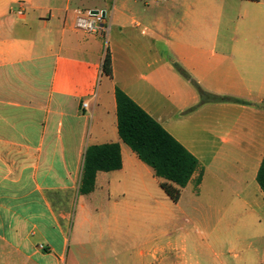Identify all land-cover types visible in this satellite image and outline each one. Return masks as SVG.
Listing matches in <instances>:
<instances>
[{"label":"crops","instance_id":"obj_1","mask_svg":"<svg viewBox=\"0 0 264 264\" xmlns=\"http://www.w3.org/2000/svg\"><path fill=\"white\" fill-rule=\"evenodd\" d=\"M88 11L106 14L105 32L75 28ZM116 87L198 160L178 202L121 141ZM110 143L122 168L81 194L87 148ZM263 158L264 0H0V264H82L91 196L116 212L129 207L118 197L150 209L164 194L162 210L224 242L264 225ZM179 232L152 254L193 257Z\"/></svg>","mask_w":264,"mask_h":264},{"label":"rangeland","instance_id":"obj_2","mask_svg":"<svg viewBox=\"0 0 264 264\" xmlns=\"http://www.w3.org/2000/svg\"><path fill=\"white\" fill-rule=\"evenodd\" d=\"M104 42L106 49L107 38ZM86 199L88 221L96 226L89 227L82 264H185V259L186 264H264V225H250L246 229L233 226L228 231L229 239L213 244L207 229L201 227L197 236L192 225L183 222L188 214L177 210L166 212L160 208L164 202L171 203L164 194L155 197L150 209L144 205L133 207L138 202L143 204V199L118 197L120 203L128 201L129 207L116 212L105 207L103 198L91 196ZM178 230L193 257L184 259L181 255L176 257L158 249L155 255L152 254L160 241L166 240V232H173L174 240ZM221 234L218 232L216 237L221 238ZM236 236L241 239L237 240Z\"/></svg>","mask_w":264,"mask_h":264},{"label":"trees","instance_id":"obj_3","mask_svg":"<svg viewBox=\"0 0 264 264\" xmlns=\"http://www.w3.org/2000/svg\"><path fill=\"white\" fill-rule=\"evenodd\" d=\"M112 71V57L107 46L102 73L111 77ZM200 94L203 100L209 99L214 102L230 100L226 97L205 94L203 91H200ZM115 98L121 141L129 146L144 164L153 169L156 177L165 180V183L161 184L162 189L173 202H178L180 190L187 186L199 167L198 160L118 87L115 90ZM121 168V148L118 143L89 146L84 156L79 192L87 195L94 190L98 172H111ZM257 181L264 192V158Z\"/></svg>","mask_w":264,"mask_h":264},{"label":"built area","instance_id":"obj_4","mask_svg":"<svg viewBox=\"0 0 264 264\" xmlns=\"http://www.w3.org/2000/svg\"><path fill=\"white\" fill-rule=\"evenodd\" d=\"M21 14V12H19ZM106 14H103L102 11H99L97 14H93L92 11L85 13L79 12L75 20V28L87 32L94 33L97 31H106ZM83 107L87 108L88 103L84 102Z\"/></svg>","mask_w":264,"mask_h":264},{"label":"water","instance_id":"obj_5","mask_svg":"<svg viewBox=\"0 0 264 264\" xmlns=\"http://www.w3.org/2000/svg\"><path fill=\"white\" fill-rule=\"evenodd\" d=\"M99 11H92V13L93 14H97ZM103 14H105L104 12H103Z\"/></svg>","mask_w":264,"mask_h":264}]
</instances>
